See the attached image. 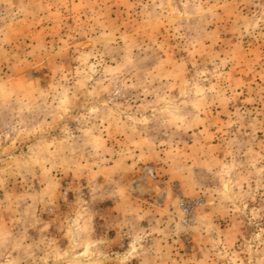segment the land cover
Returning <instances> with one entry per match:
<instances>
[{
  "label": "rangeland",
  "instance_id": "374dc122",
  "mask_svg": "<svg viewBox=\"0 0 264 264\" xmlns=\"http://www.w3.org/2000/svg\"><path fill=\"white\" fill-rule=\"evenodd\" d=\"M0 264H264V0H0Z\"/></svg>",
  "mask_w": 264,
  "mask_h": 264
}]
</instances>
